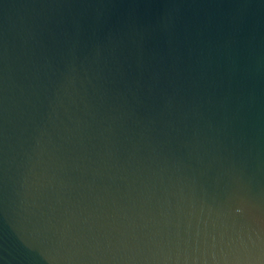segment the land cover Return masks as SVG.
<instances>
[{"label": "water", "instance_id": "95a60500", "mask_svg": "<svg viewBox=\"0 0 264 264\" xmlns=\"http://www.w3.org/2000/svg\"><path fill=\"white\" fill-rule=\"evenodd\" d=\"M0 264H264V0H0Z\"/></svg>", "mask_w": 264, "mask_h": 264}]
</instances>
